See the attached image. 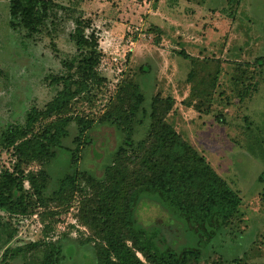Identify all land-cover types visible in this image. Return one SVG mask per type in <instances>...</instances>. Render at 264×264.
Returning a JSON list of instances; mask_svg holds the SVG:
<instances>
[{
    "label": "rangeland",
    "instance_id": "obj_1",
    "mask_svg": "<svg viewBox=\"0 0 264 264\" xmlns=\"http://www.w3.org/2000/svg\"><path fill=\"white\" fill-rule=\"evenodd\" d=\"M53 2L56 6L39 33L21 43L7 25L8 0H0V132L22 124L23 109H42L60 89L50 78L65 75V64L75 54V21H87L85 33L94 32L98 39L97 69L104 82L88 100H73L72 115L96 119L129 80L140 84L146 104L153 96L173 99L167 123L241 201L233 225L211 241L201 264H226L221 261L231 255L243 264H264V0ZM184 55L202 63L190 82L191 60ZM140 67L148 68L147 75H140ZM73 127L53 158L21 167L24 174L46 171L44 197L50 198L58 181L74 171L100 176L119 143L117 131L97 125L86 133L91 144L72 155ZM143 132L138 128L135 137ZM15 163L9 150L0 149V171L13 172ZM24 187L28 189L26 183ZM81 200L76 195L69 207L50 204L55 216L42 217L45 209L37 205L27 215L12 216L18 231L8 248L42 240L43 227L49 225L47 240L64 248L60 264H96L91 241L95 227L77 220L83 214ZM136 216L148 231H174L175 225L166 224L167 213L148 201L138 205ZM25 254V262L38 263L42 253Z\"/></svg>",
    "mask_w": 264,
    "mask_h": 264
},
{
    "label": "trees",
    "instance_id": "obj_2",
    "mask_svg": "<svg viewBox=\"0 0 264 264\" xmlns=\"http://www.w3.org/2000/svg\"><path fill=\"white\" fill-rule=\"evenodd\" d=\"M55 6L53 0H8V28L25 43L39 33ZM86 27L87 21H75L71 35L75 54L65 64L64 76L50 78V84L60 85L56 94L42 109H23L24 122L7 125L0 132V149L9 150L16 161L13 172L0 171V264H60L64 248L47 240L49 225L43 227L42 240L8 248L18 231L11 217L27 215L34 205L45 209L42 217L55 216L58 212L49 205L69 207L76 195L81 196L84 207L78 222L95 227L91 241L96 264H201L203 251L211 241L233 225L240 198L167 123L174 104L171 98L153 96L146 104L140 84L129 80L120 85L96 119L72 115L73 100H88L91 91L104 82L97 69L98 39L94 32L85 33ZM183 57L191 60L187 75L190 82L194 68L202 63ZM139 73L147 75L148 68L140 67ZM97 125L112 127L120 137L101 175L74 171L58 181L50 198L44 197L46 171L24 174L21 167L53 158L73 126L71 151L72 155L79 154L91 144L86 133ZM142 127L143 134L136 138L137 129ZM261 179L264 181V175ZM143 201L165 211L166 224L175 225L174 231H148L140 226L136 210ZM38 249L42 253L40 261L25 262V253ZM229 257L221 262L243 264L239 257Z\"/></svg>",
    "mask_w": 264,
    "mask_h": 264
}]
</instances>
